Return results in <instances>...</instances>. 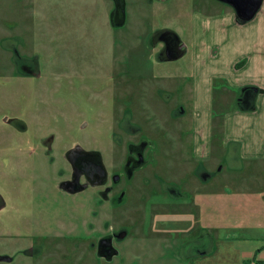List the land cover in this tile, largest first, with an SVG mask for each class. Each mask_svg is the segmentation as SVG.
Segmentation results:
<instances>
[{
  "label": "rangeland",
  "instance_id": "374dc122",
  "mask_svg": "<svg viewBox=\"0 0 264 264\" xmlns=\"http://www.w3.org/2000/svg\"><path fill=\"white\" fill-rule=\"evenodd\" d=\"M201 2L157 0L151 5L148 0H125L124 22L114 25L110 22L115 8L113 0H0V36L11 35L21 53L37 55L42 73L48 77L47 83L16 78L13 86L0 84V193L6 202L0 209V230L6 232L11 228L14 232L15 235L6 239L9 244L24 246L28 244L26 230L42 231L53 222L56 211L49 206L52 197L46 199L48 192L44 190H56L55 174L65 165L50 164L43 159L28 134L6 127L1 116L15 114L24 119L28 108L41 112L32 102L34 93L63 95L68 99L63 113L78 118L70 127L61 129L57 138L59 146L65 147L78 137L88 138L92 132L90 138L95 143L99 141L102 147L108 132L105 113H97L99 100L124 98L129 109L142 111L135 125L141 126L139 135L148 142L149 163L145 172L151 175L155 170L174 178L178 186L185 181V189L180 188L189 199L181 203L184 208L181 209L178 207L182 196L172 193L169 199L163 198L162 201L175 204L171 213L165 211L168 204L157 208L156 203H151L159 199L155 195L145 202L151 205L152 213L148 210L143 218L141 264H179L173 260L174 255L180 256L178 243L184 239L179 228L194 233V228L206 226L213 233L215 247L205 255L194 256L188 264H250L260 247L264 264L263 174L238 184L231 182L217 160L206 163L214 175L203 181L190 177V166L181 158L173 156L175 167H166L175 152V144L183 153L189 148V112L175 111L187 104L193 60L190 52L172 60L163 58L160 48L165 42L173 41L168 28H176L182 40L188 41L190 15ZM161 37L162 43L158 40ZM242 90L243 87L239 93ZM168 98L170 101L165 102ZM149 116H154L151 121ZM163 119L172 125L170 136L166 128L158 125ZM163 165L166 166L163 168ZM51 179L55 181L52 186ZM201 193L202 201L205 200L200 205ZM60 211L67 218L68 214L76 215L65 207ZM216 225H255L256 228L213 229ZM96 228L99 229L98 225ZM205 234L206 231L201 239L204 246L205 241L209 239L212 243L213 240L208 233L205 239ZM0 243H3L1 239ZM169 245L172 246L169 248ZM215 256L218 262L213 259ZM131 261L127 259L123 264H132ZM29 262L30 258L23 257L18 264ZM94 264L105 263L95 257Z\"/></svg>",
  "mask_w": 264,
  "mask_h": 264
},
{
  "label": "flooded vegetation",
  "instance_id": "af4514ba",
  "mask_svg": "<svg viewBox=\"0 0 264 264\" xmlns=\"http://www.w3.org/2000/svg\"><path fill=\"white\" fill-rule=\"evenodd\" d=\"M123 18L124 16H119L114 9L110 22L117 25ZM17 45L11 35L0 36V84L13 86L16 78H32L47 83L48 77L42 73L38 56L21 53ZM177 46L175 38L165 42L164 47L160 48V55L167 58L168 55L176 54ZM48 94L39 92L31 95L32 102L41 112L26 107L29 112L27 110L24 119L15 114H3L1 117L6 127L27 133L43 159L45 157L50 164L65 165L58 168L55 174L56 190H44L48 192L46 199L52 197V205L49 206L54 208L56 214L50 226L42 231L26 230L24 235L28 244L24 246L11 245L6 241L7 237L15 235L11 228L6 232L0 230V239L3 241L0 243V254L8 256L7 260H0V263L18 264L19 260L27 257L30 258L29 264H94L97 257L105 264H123L127 259L132 260V264H141L144 237L142 223L144 214L151 208V205L145 202L155 195L159 199L151 203H156L158 208L167 205L168 203L162 200L169 199V195L173 193L174 196H182L178 208L184 209L181 203L186 197L181 188L185 189V181L178 186L176 181L172 180L174 178L165 177L155 170L151 175L145 172L149 163L146 158L148 142L139 135L141 126L135 125L141 118L142 111L139 110L138 113L137 109H129L130 106L126 105L127 100L124 98L115 101L111 98L99 100L97 113H105L107 128L105 123L104 126L108 132L102 147L98 144L99 141L95 143L91 139L92 136L90 138L92 132L86 137L87 140L78 137L65 147L59 146V132L63 127H70L78 116H65L63 107L68 99L63 95ZM10 96L11 94H8V97ZM164 101L169 102L170 99ZM182 108L179 107L175 112L184 114ZM153 117L149 116L148 121ZM158 125L166 128L170 136L172 125H167L166 119ZM185 142L183 140L182 144ZM172 160L173 157L163 168H174L176 164ZM193 168L201 179L203 164L195 162ZM186 179L188 177L185 175L184 180ZM49 182L52 186L55 181L51 179ZM33 197L38 198L37 195ZM5 206L6 202L0 193V209ZM62 207L76 215L68 214L67 218L66 214H60ZM165 208L167 213H171L175 204L169 203ZM96 215L99 216L98 223ZM130 218L137 220L128 221ZM139 218H142V221ZM180 232L184 239H180L178 244L179 253L189 255L191 250L200 248L204 235L202 228H194V233L187 229ZM168 240L169 237L166 238V241ZM166 241L164 243H167ZM135 260L136 263H133Z\"/></svg>",
  "mask_w": 264,
  "mask_h": 264
},
{
  "label": "crops",
  "instance_id": "0c3cea01",
  "mask_svg": "<svg viewBox=\"0 0 264 264\" xmlns=\"http://www.w3.org/2000/svg\"><path fill=\"white\" fill-rule=\"evenodd\" d=\"M156 1L148 0L151 5ZM211 1L203 0L191 13L188 41L182 40L176 28H168L176 42L184 45L183 54L190 52L193 60L190 95L187 104H182L190 118L189 148L183 153L175 144L172 157L181 158L190 166V177L198 176L193 165L201 162V181L214 175L206 163L217 160L231 182L240 184L264 175V0L253 18L244 23L236 20L228 4ZM158 40L163 42L162 37ZM241 87L243 90L239 93ZM202 194L198 195L200 205L205 200L202 201ZM200 228L206 231L205 239L207 233L212 236V243L209 239L205 246L201 242L194 253H180L173 260L188 264L194 256L205 255L207 250L211 252L215 247L213 233L208 226ZM219 228L254 229L256 226L216 225L213 229ZM261 248L250 264L262 263ZM213 259L218 262L217 256Z\"/></svg>",
  "mask_w": 264,
  "mask_h": 264
},
{
  "label": "water",
  "instance_id": "95a60500",
  "mask_svg": "<svg viewBox=\"0 0 264 264\" xmlns=\"http://www.w3.org/2000/svg\"><path fill=\"white\" fill-rule=\"evenodd\" d=\"M115 4V11L119 16H124L123 20L119 22L117 25L123 24L125 19V0H113ZM220 2L226 3L235 12V18L238 22L244 23L253 18L256 12L259 10L262 0H218ZM182 43H179L177 46V53L173 55H168L167 59H174L182 56L183 54ZM71 152V150H70ZM102 169V167L100 166ZM205 177V176H203ZM7 255L0 254V260H7Z\"/></svg>",
  "mask_w": 264,
  "mask_h": 264
},
{
  "label": "trees",
  "instance_id": "16d2710c",
  "mask_svg": "<svg viewBox=\"0 0 264 264\" xmlns=\"http://www.w3.org/2000/svg\"><path fill=\"white\" fill-rule=\"evenodd\" d=\"M260 264H262V263H260Z\"/></svg>",
  "mask_w": 264,
  "mask_h": 264
}]
</instances>
